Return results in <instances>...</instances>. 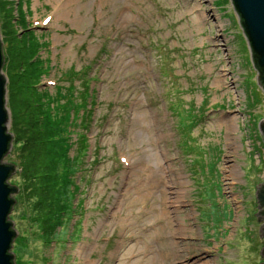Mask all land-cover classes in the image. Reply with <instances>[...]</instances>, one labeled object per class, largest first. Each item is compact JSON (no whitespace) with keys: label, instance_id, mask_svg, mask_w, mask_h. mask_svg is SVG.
Instances as JSON below:
<instances>
[{"label":"rangeland","instance_id":"rangeland-1","mask_svg":"<svg viewBox=\"0 0 264 264\" xmlns=\"http://www.w3.org/2000/svg\"><path fill=\"white\" fill-rule=\"evenodd\" d=\"M0 40L13 264H264V93L230 0H0Z\"/></svg>","mask_w":264,"mask_h":264},{"label":"water","instance_id":"water-1","mask_svg":"<svg viewBox=\"0 0 264 264\" xmlns=\"http://www.w3.org/2000/svg\"><path fill=\"white\" fill-rule=\"evenodd\" d=\"M230 1L237 15L244 37L248 43L253 66L257 69V74L258 71L261 72L262 78L260 81L257 80V84L258 88L264 93V0ZM2 60L0 40V264H11L14 256L10 253V249L13 238L16 234L15 231H13L12 222L10 221V223L8 219L14 202L11 200V189L8 187L6 181L10 176V173L11 175L14 173V170L11 167L12 165L2 163L3 157H5L11 149V144L10 148H8L11 136L7 134L8 132L6 128L9 121V114L6 111L5 104V78L1 75ZM263 127L264 121H260V134ZM258 188H256V195ZM16 192L17 190L15 193ZM255 216H257L258 222L261 221L259 219V214H255ZM260 236L263 237L264 234L260 232ZM263 255L264 249L262 250V256Z\"/></svg>","mask_w":264,"mask_h":264},{"label":"trees","instance_id":"trees-1","mask_svg":"<svg viewBox=\"0 0 264 264\" xmlns=\"http://www.w3.org/2000/svg\"><path fill=\"white\" fill-rule=\"evenodd\" d=\"M1 51H2V59H3L2 60V67H1V70H2L4 67V61H5L3 48H1ZM27 54L23 53L22 55H26L27 58H29V59L32 58L31 60H35L38 56L37 52H35V53L31 52V54H30V56L32 55L31 57ZM41 69H42V66L40 67V72H41ZM46 70H44V71L42 70L41 73L44 74L45 76H48ZM80 74L84 77L86 75V70L82 69L80 71ZM1 75H3L2 71H1ZM4 80H5V91H6V79H4ZM91 83H92V80H90V79H87L84 83V86H83L84 88L82 91H83V96L85 98L90 97V95H91L90 91H89ZM36 88H39V85H37ZM5 94H6V92H5ZM58 95H59V97L61 96L60 101H62L63 95L61 93H58ZM70 95H73L71 97L70 106L75 107V105H76V97H74V96H76L75 89H72V91L70 92ZM5 104H6V95H5ZM44 105H47V107H44V113H43L44 117L42 116V118L40 120V126L41 127L39 126L38 128L41 131H44L45 137L47 135L48 144L52 146L51 148L53 149V152L59 147L61 150L64 151V153H67L70 150V148H69V145L65 142V140L61 137V134L59 133L58 124L60 123V121L57 118V114L62 112L64 107L58 108L55 106H51V105H53V103L49 102V101H47L46 104H41L40 107H43ZM6 111H7V108H6ZM92 111H93V109L89 108L88 112H92ZM13 119H14V117H13ZM34 130H35L34 127L30 126L29 128H26L25 125H24L23 129H20V127L18 129L16 127H14L13 132L15 133V136L17 137V143L20 141H23V140L25 142L32 140V143H33V140L36 141V139L34 137ZM18 132H22L21 135H19ZM7 134L11 136L10 133H7ZM41 137L44 138L43 136H41ZM11 143H12V136H11V139L9 141L8 148H10ZM80 147L84 153L86 152V150L89 149V145L87 144V137L82 139V141L80 143ZM61 157H62V160L64 162H67V159L63 154H61ZM11 167L14 170V167L13 166H11ZM68 172H69V169H68ZM10 176H11V173H10ZM6 183L8 184V182H6ZM8 187L11 189V193H10V196H11L13 193H15L16 189L10 185H8ZM11 200L14 202L13 197H11ZM61 213L64 214V212H61ZM13 231H15V230H13ZM14 238H13V240H14ZM11 264H13V262Z\"/></svg>","mask_w":264,"mask_h":264},{"label":"flooded vegetation","instance_id":"flooded-vegetation-1","mask_svg":"<svg viewBox=\"0 0 264 264\" xmlns=\"http://www.w3.org/2000/svg\"><path fill=\"white\" fill-rule=\"evenodd\" d=\"M261 78H262L261 72L258 71L257 80L260 81ZM261 136H262V139L264 141V127L261 130ZM256 196H257L256 200L258 201L256 203V208L258 210L259 219L262 220L261 221L262 223L260 224V227H261L260 228V232H262L264 234V185H261L258 188V191H257V195Z\"/></svg>","mask_w":264,"mask_h":264},{"label":"bare ground","instance_id":"bare-ground-1","mask_svg":"<svg viewBox=\"0 0 264 264\" xmlns=\"http://www.w3.org/2000/svg\"><path fill=\"white\" fill-rule=\"evenodd\" d=\"M66 6V5H65ZM64 5L61 7L58 17H62V9L65 7ZM19 264H25L24 260H20Z\"/></svg>","mask_w":264,"mask_h":264}]
</instances>
